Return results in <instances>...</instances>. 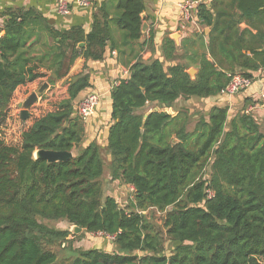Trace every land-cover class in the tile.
<instances>
[{"label": "trees", "instance_id": "obj_1", "mask_svg": "<svg viewBox=\"0 0 264 264\" xmlns=\"http://www.w3.org/2000/svg\"><path fill=\"white\" fill-rule=\"evenodd\" d=\"M143 8L142 0H117L116 24L127 43L141 37ZM7 17L0 38V129L19 88L65 79L67 97L49 100V110L35 113L16 143L0 138V264H263L264 113L261 119L245 113L257 102L245 98L234 116L213 106L191 130L188 110L143 117L150 106L220 96L234 75L252 84V74L264 69V0L203 2L195 21L209 29L206 43L201 32L178 55L174 41L164 38L163 62L138 57L110 91L102 148L84 140V121L75 114L89 75L70 81L67 75L80 57L84 70L88 61L103 59L107 12L93 16L87 34L78 26L47 27L54 45L35 51L26 44L31 11ZM152 44L151 38L144 45ZM27 121L18 117L22 127ZM36 150L73 156L47 164L33 159ZM103 158L111 181L132 188L124 207L115 195H103ZM43 221L83 231L76 236ZM71 235L100 238L80 250L72 248ZM56 246L67 256L59 258Z\"/></svg>", "mask_w": 264, "mask_h": 264}, {"label": "crops", "instance_id": "obj_2", "mask_svg": "<svg viewBox=\"0 0 264 264\" xmlns=\"http://www.w3.org/2000/svg\"><path fill=\"white\" fill-rule=\"evenodd\" d=\"M143 11L140 15L141 26L145 25V31L141 30V37L138 41L127 43L122 35V32L116 24L117 18L120 16V11L117 9V0H95L91 8L83 9L73 5L71 12L66 17L58 16L56 12L57 0H0V29L3 35L2 28L7 20V14H14L20 11H31V20L26 24V44L30 49L35 51L42 47L54 45L50 40V35L47 32V27H52L54 30H66L71 27H81L87 34L92 26L93 16L102 10L107 12V21L109 23L110 41L107 44V50L102 60L88 61L87 68L84 70L85 59L78 58L71 67L67 81L72 77L81 73L89 75L90 88L80 94V99H83L87 94L92 93L98 96V103L93 111V114L84 122V140H94L101 148L105 145V137L109 122L110 110V91L120 79L126 78L129 68L133 65L137 58L140 57L144 62H149L158 59L163 62L161 46L164 38H170L174 41L177 54H181V45L186 39L195 40L196 35L204 32L203 37L206 43V35L209 33L208 28L196 24L190 25L185 34L178 31L179 10L177 3L182 0H142ZM207 4L211 0H203ZM142 29V27H141ZM179 37L174 40V35ZM39 38L36 40V38ZM153 39L152 46L149 48L144 45L148 40ZM189 49L188 42L185 43V48ZM190 49L197 50L202 53L196 46ZM169 61H165L167 66ZM177 62V61H176ZM193 68V67H191ZM195 72H197L195 70ZM196 74V73H195ZM254 81L251 86L242 92L235 95H222L207 99L197 100H182L178 99L170 107L163 106V110L174 116L178 113V108L182 104L203 105L205 111L213 106H222L228 108V113L234 116V112L242 109L243 100L250 98L252 102H258L256 108V118L261 119L264 113V106L259 104L258 97L264 93V69L252 74ZM46 82V81H43ZM47 83V82H46ZM35 90L41 83L36 81ZM30 85V84H29ZM49 92L61 88L59 97L66 98L65 79H62L53 85L49 84ZM22 88H19V90ZM59 91H56V95ZM25 97H23L24 99ZM22 99V100H23ZM51 99V98H50ZM40 104V103H38ZM37 104V105H38ZM250 106V105H249ZM148 111L145 113L147 114ZM144 114V115H145ZM130 190V187H127Z\"/></svg>", "mask_w": 264, "mask_h": 264}, {"label": "rangeland", "instance_id": "obj_3", "mask_svg": "<svg viewBox=\"0 0 264 264\" xmlns=\"http://www.w3.org/2000/svg\"><path fill=\"white\" fill-rule=\"evenodd\" d=\"M189 69L196 70L195 68H189ZM39 87H40V85L37 86V89ZM61 88H59L55 91L53 90L52 93L49 92V88H48V90L42 96L45 99L44 100L41 99L42 100L41 102L38 101L36 104H33L29 108V110H28V112H29L28 121L24 124L23 127L20 124V122H18V117L20 116V104L24 99L27 98V96H29L32 92H35L37 89L35 90V84L26 85V86L22 87V89H20V90L18 89L15 92L13 99L11 101L10 112L8 115L9 119L7 120L5 125L0 129V138L4 142L16 143V141L19 139L20 133L24 129L29 127L30 124L35 119V113L37 114V116H39L40 114L46 112L47 110H49V106L47 105V102L49 100H51L52 98H61V97H59L61 95ZM56 91H59V93L57 95H56ZM23 97H25V98L23 99ZM38 103H40V104H38ZM150 107L151 108H146V111H149L150 109H153V108H157L159 111H164L162 105L161 106L160 105L150 106ZM204 108H205V104L200 105V106L191 105V104H182V107L178 108V112H180L182 110H188L189 116H191V117H189L190 123H189L188 128L191 130L195 121L197 120L199 114H201V115L204 114V112H205ZM240 110L241 109L235 111L234 114H236ZM165 112H167V111H165ZM103 159H104V173L100 179V181L103 185V195L104 196L115 195L117 197V202L119 203V205H121V207H124L128 197H129L128 194L130 191L128 188L126 190H123L122 187L119 186L118 182L111 181L109 168L107 167V163H106L105 158H103ZM148 214H149V216H152V214H150V213H148ZM160 217H161L160 213L154 214V218L157 221V223L159 222ZM43 223L45 225H47L48 227H51V228L54 227L57 229L69 230V231L71 229V226H69L65 222L43 221ZM81 233L76 234V236L80 235ZM98 238H100L99 235H91L87 238L84 236L74 238V236L71 235L68 237V240L72 241V244H71L72 248L80 249V250H88L89 248H91L94 245L95 241ZM98 241H100V239ZM66 247L68 248L67 243L64 244V248H66ZM169 247H170V244L168 245L167 249ZM53 250H54V252L57 253V256L59 258L67 256V253L65 251H61L60 248H58V246L54 247ZM261 261L264 264V259H262Z\"/></svg>", "mask_w": 264, "mask_h": 264}, {"label": "built area", "instance_id": "obj_4", "mask_svg": "<svg viewBox=\"0 0 264 264\" xmlns=\"http://www.w3.org/2000/svg\"><path fill=\"white\" fill-rule=\"evenodd\" d=\"M95 0H57L56 12L60 17H66L70 14L71 8L73 5L78 8H91ZM203 0H182L177 3L179 10V21H178V31L181 34H185L188 31L190 25L196 24L195 13L197 7L203 3ZM2 32L0 29V38ZM251 86V80L246 79L240 75H234L231 77V80L225 90L223 91L226 95H235L243 90H247ZM42 99V98H41ZM41 99L38 98V101L41 102ZM260 105L264 106V93L260 94L258 97ZM98 103V96L95 94L89 93L83 99H81L75 106V114L84 122L89 118ZM258 103V102H257ZM256 108L257 104L250 105L245 109V113L251 114L256 117ZM132 191V188L130 187ZM209 196L212 195L211 192H208ZM112 239V237H110Z\"/></svg>", "mask_w": 264, "mask_h": 264}, {"label": "water", "instance_id": "obj_5", "mask_svg": "<svg viewBox=\"0 0 264 264\" xmlns=\"http://www.w3.org/2000/svg\"><path fill=\"white\" fill-rule=\"evenodd\" d=\"M142 32L145 31V25L142 26ZM179 37V35H174L172 38L176 40ZM188 74L193 78L195 74V70L189 69ZM54 78V75H52ZM49 85L48 83H43L40 85V87L35 91L32 92L29 96H27L26 99H24L20 104V117L22 120H25L29 116V108L38 102V98H42L43 94L48 90ZM153 111H159L157 108L150 109L148 113ZM147 113V114H148ZM147 114L144 115V119L147 117ZM72 153L67 152H53V151H45V150H36L33 153V159H41L46 161L47 164L57 163L66 161L70 158H72ZM83 230L81 228H78L77 226H71L70 232L72 234H79Z\"/></svg>", "mask_w": 264, "mask_h": 264}]
</instances>
